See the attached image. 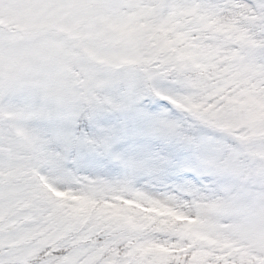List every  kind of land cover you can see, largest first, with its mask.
Wrapping results in <instances>:
<instances>
[{"label": "snow or ice", "instance_id": "obj_1", "mask_svg": "<svg viewBox=\"0 0 264 264\" xmlns=\"http://www.w3.org/2000/svg\"><path fill=\"white\" fill-rule=\"evenodd\" d=\"M0 264H264V0H0Z\"/></svg>", "mask_w": 264, "mask_h": 264}]
</instances>
